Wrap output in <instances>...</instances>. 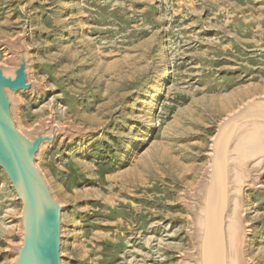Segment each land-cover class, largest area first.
Masks as SVG:
<instances>
[{"label": "rangeland", "instance_id": "rangeland-1", "mask_svg": "<svg viewBox=\"0 0 264 264\" xmlns=\"http://www.w3.org/2000/svg\"><path fill=\"white\" fill-rule=\"evenodd\" d=\"M18 49L32 88L13 120L58 129L37 167L62 207L61 264H183L216 127L264 96V0H0V66ZM20 212L0 171V264ZM242 216L247 263L264 264V168Z\"/></svg>", "mask_w": 264, "mask_h": 264}, {"label": "water", "instance_id": "water-1", "mask_svg": "<svg viewBox=\"0 0 264 264\" xmlns=\"http://www.w3.org/2000/svg\"><path fill=\"white\" fill-rule=\"evenodd\" d=\"M14 66H0V169L17 201L20 243L12 248V264H61L62 207L36 163L57 137V127H39L33 137L13 120V98L32 88L27 58L9 50ZM197 211L194 251L183 264H248L247 227L242 216L245 188L264 168V96L254 97L227 114L210 140Z\"/></svg>", "mask_w": 264, "mask_h": 264}, {"label": "bare ground", "instance_id": "bare-ground-1", "mask_svg": "<svg viewBox=\"0 0 264 264\" xmlns=\"http://www.w3.org/2000/svg\"><path fill=\"white\" fill-rule=\"evenodd\" d=\"M167 76H168V71L166 70L165 72H164V79L166 80V78H167ZM20 131H21V129H20ZM22 132V131H21ZM36 165H37V163H36ZM0 171H2L1 169H0ZM3 172V171H2ZM3 174H4V172H3ZM109 180H111V177H109ZM123 184V186H122V189L125 187V183L123 182L122 183ZM108 190V189H107ZM78 194H80V193H78ZM85 196V195H84ZM112 198V197H111ZM100 200V199H99ZM86 204V203H85ZM90 204V203H89ZM99 235V234H98ZM95 239V238H94Z\"/></svg>", "mask_w": 264, "mask_h": 264}]
</instances>
